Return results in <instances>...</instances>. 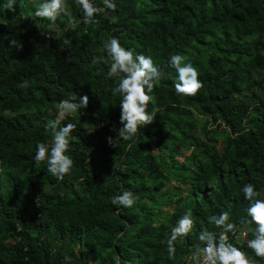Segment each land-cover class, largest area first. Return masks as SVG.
I'll return each instance as SVG.
<instances>
[{
    "label": "trees",
    "instance_id": "obj_1",
    "mask_svg": "<svg viewBox=\"0 0 264 264\" xmlns=\"http://www.w3.org/2000/svg\"><path fill=\"white\" fill-rule=\"evenodd\" d=\"M5 2L0 264H183L201 231H222L210 216L227 211L230 222L246 226L243 186L264 192V0H114L116 10L100 13L95 26L84 25L68 0L75 23L62 15L52 27L35 16L32 0H16L15 12ZM111 36L164 72L151 93L154 121L134 141L117 133L120 97L109 89L118 80L107 77L103 46ZM176 54L199 72L203 88L195 96L176 94L169 64ZM94 56L107 63L92 65ZM83 95L88 107L60 125L77 128L66 153L72 173L57 180L46 162H34L36 145L51 142L46 125L59 102ZM125 190L136 198L131 208L112 203ZM187 212L195 228L169 258L171 228Z\"/></svg>",
    "mask_w": 264,
    "mask_h": 264
},
{
    "label": "clouds",
    "instance_id": "obj_2",
    "mask_svg": "<svg viewBox=\"0 0 264 264\" xmlns=\"http://www.w3.org/2000/svg\"><path fill=\"white\" fill-rule=\"evenodd\" d=\"M75 3L83 13L81 22L86 26L98 25L97 16L100 13L116 10L114 0H102L103 7L94 4L93 0H75ZM15 5L16 0H6L4 3L6 9L11 12H15ZM62 15L68 17L69 26L75 23L68 0H40L36 5L35 16L48 20L50 27L55 26ZM4 39H9V37L5 36ZM10 46H16L14 39H10ZM103 46L111 60L107 77L118 80V83L109 89L113 96L120 97L119 120L122 127L117 130L118 137L125 141H134L139 138L140 129L154 121L155 113L149 111L153 100L151 93L164 77V72L154 62L152 56L134 55V50L122 47L120 40L115 36L109 37ZM91 63L99 65L107 61L102 56H94ZM169 64L178 74V82L174 85L176 94L197 95L203 88V83L198 78V70L188 61V58L180 54L172 55ZM101 71H97V75H100ZM28 86L26 82L21 85L23 88ZM88 105L87 95L81 96L79 102H75L74 99L61 100L58 104L56 118L46 125V129L51 133V142L36 145L34 162L37 165L46 162L48 172L57 180L62 181L66 175H71L75 163L66 153L71 151V139L74 138L72 133L77 126L75 123H67L66 126L61 127V122L74 116L80 109L87 108ZM132 147L130 143L128 150ZM242 192L249 204L246 209L248 219L241 218L240 224L255 225L252 230L254 238L247 240V248L251 249L256 257L264 259V192L258 191L251 183L245 184ZM135 200L134 194L125 190L113 197L112 203L131 208ZM208 219L210 224L222 231L215 233L205 228L200 232L198 236L200 243L194 247L189 258L191 264H255L246 252L230 242L228 234L235 233L237 225L230 222V214L227 211L218 216L212 215ZM194 228L195 221L191 212L185 213L171 228L167 239L169 258H173L176 254V242L189 237Z\"/></svg>",
    "mask_w": 264,
    "mask_h": 264
},
{
    "label": "built area",
    "instance_id": "obj_3",
    "mask_svg": "<svg viewBox=\"0 0 264 264\" xmlns=\"http://www.w3.org/2000/svg\"><path fill=\"white\" fill-rule=\"evenodd\" d=\"M93 3L99 7H103L102 0H93ZM107 12L101 13L106 14ZM229 240L235 246L239 247L242 251L246 252L250 249L247 248V240L252 239L248 229L246 226H237L235 233H229ZM194 250V249H193ZM190 250L183 256V264H191L190 256L193 252ZM248 254V253H247ZM250 260H252V256L248 254ZM262 263L264 264V259H261Z\"/></svg>",
    "mask_w": 264,
    "mask_h": 264
},
{
    "label": "crops",
    "instance_id": "obj_4",
    "mask_svg": "<svg viewBox=\"0 0 264 264\" xmlns=\"http://www.w3.org/2000/svg\"><path fill=\"white\" fill-rule=\"evenodd\" d=\"M246 227H247V229H248L251 237H253L252 230L255 228V225H248V224H246Z\"/></svg>",
    "mask_w": 264,
    "mask_h": 264
},
{
    "label": "rangeland",
    "instance_id": "obj_5",
    "mask_svg": "<svg viewBox=\"0 0 264 264\" xmlns=\"http://www.w3.org/2000/svg\"><path fill=\"white\" fill-rule=\"evenodd\" d=\"M35 4H38V2H39V0H32ZM188 153H186V155H187ZM185 156V155H184ZM174 186V184H171V186L170 187H168L169 189L171 188V187H173Z\"/></svg>",
    "mask_w": 264,
    "mask_h": 264
}]
</instances>
